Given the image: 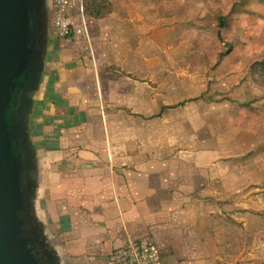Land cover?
<instances>
[{
	"label": "rangeland",
	"instance_id": "1",
	"mask_svg": "<svg viewBox=\"0 0 264 264\" xmlns=\"http://www.w3.org/2000/svg\"><path fill=\"white\" fill-rule=\"evenodd\" d=\"M119 1L127 19L146 23L133 14L139 11L149 26L125 29L112 18L87 33L91 20L85 6L92 0H84L85 13L77 16L82 35L61 37L53 26L49 31L53 52L62 39L68 45L74 38L84 40L78 51L101 62V84L117 85L123 103L136 99L128 95L130 84L116 59L131 55L135 76L149 80V86L138 88V96L149 98L142 103L149 120L134 118L139 124H129L149 129V190H154L149 234L137 236L144 221L133 215L124 232L136 236L130 240H152L161 264H172L171 259L174 264H264V73L252 68L264 60V0ZM135 46L144 59L130 53ZM90 188L95 189L69 186L70 201L61 207L64 223L56 221L47 194L50 220L69 264H104L110 243L122 246L112 224L116 210L99 207L98 184ZM162 191L168 202L158 207L155 194ZM232 222L243 225L241 242ZM90 223L106 224L109 233ZM71 226L80 231H63ZM228 235L241 243L233 251L238 263L218 256L219 245L230 244ZM66 244L73 247L69 252Z\"/></svg>",
	"mask_w": 264,
	"mask_h": 264
},
{
	"label": "crops",
	"instance_id": "2",
	"mask_svg": "<svg viewBox=\"0 0 264 264\" xmlns=\"http://www.w3.org/2000/svg\"><path fill=\"white\" fill-rule=\"evenodd\" d=\"M110 1L114 11L109 17L97 20L89 14L91 21L86 25L87 33L93 28L106 25L112 18L125 29L137 31L139 25L149 26L139 11L133 14L146 23L139 24L133 18L127 19L128 11L118 10L120 1ZM100 22L105 23L101 25ZM142 36L141 32L137 33L138 38ZM69 42L62 39L54 49L44 83L40 113L34 126L37 142L45 152L51 176L43 203L47 204L45 208L50 220L51 209L46 199L48 194L52 198L50 203L56 221L60 222L62 204L65 202L68 206L70 201L69 186H72V191L85 192L95 189H91L90 184L97 183L100 193L95 195V200H98L99 207L116 210L118 218L112 224L120 234L118 242L123 245L136 238L124 232L130 227L127 220L132 215L144 221L137 230V236L149 234V199L154 195V190H149V129L144 132L143 127L137 129L129 125L138 123L134 118L149 120V115L146 116L142 107V103L149 98L138 96V88L149 86V80L135 76L136 69L133 63L128 62V59L132 60L131 55L116 59L119 74L130 84L128 95L136 99L131 104L123 103L117 85L105 87L101 84V62L78 51L86 46V42L77 38L70 45ZM130 53L144 59L139 56L137 46ZM147 57L145 61L149 63ZM54 188L57 189L56 194ZM166 192L155 194L158 207H163L161 202H168L163 199V193ZM53 202H57L55 206ZM96 217L100 221V214ZM50 223L52 225L51 220ZM61 223H64L63 220ZM90 224L94 228L104 229L105 234L109 233L106 224L101 227L99 224ZM66 230L80 231L74 226L63 231ZM112 244L103 256L117 247ZM72 248L67 244L64 246L68 252ZM173 261L171 259L172 264Z\"/></svg>",
	"mask_w": 264,
	"mask_h": 264
},
{
	"label": "water",
	"instance_id": "3",
	"mask_svg": "<svg viewBox=\"0 0 264 264\" xmlns=\"http://www.w3.org/2000/svg\"><path fill=\"white\" fill-rule=\"evenodd\" d=\"M52 0H0V264H69L43 203L34 126L53 57Z\"/></svg>",
	"mask_w": 264,
	"mask_h": 264
},
{
	"label": "built area",
	"instance_id": "4",
	"mask_svg": "<svg viewBox=\"0 0 264 264\" xmlns=\"http://www.w3.org/2000/svg\"><path fill=\"white\" fill-rule=\"evenodd\" d=\"M84 5V0H52V26L56 35H82L83 25L77 16L83 14ZM89 6H85V11ZM156 251L150 239L129 240L110 250L104 258V264H161Z\"/></svg>",
	"mask_w": 264,
	"mask_h": 264
},
{
	"label": "trees",
	"instance_id": "5",
	"mask_svg": "<svg viewBox=\"0 0 264 264\" xmlns=\"http://www.w3.org/2000/svg\"><path fill=\"white\" fill-rule=\"evenodd\" d=\"M90 12L89 14L94 19H103L109 17L113 13V7L111 4V1L109 0H92L90 6L88 7ZM220 24H223V18L220 19ZM255 70H260L264 73V60L256 62L253 67ZM186 102V100H185ZM183 104V103H180ZM220 217L213 218V221H218ZM221 224H219L220 226ZM215 226L214 223L211 224V228ZM232 230L237 234L240 242L242 241V232H243V225L238 224L235 225L233 222L231 224ZM214 237V235H213ZM230 244L226 247V242L219 245L218 247V256L225 261V263H238L239 260L237 259V254L233 251L241 249V243L234 238H232L230 235H228ZM225 245V246H224Z\"/></svg>",
	"mask_w": 264,
	"mask_h": 264
}]
</instances>
